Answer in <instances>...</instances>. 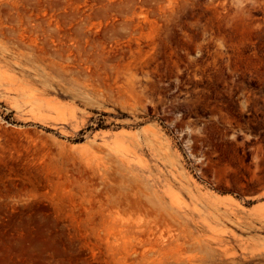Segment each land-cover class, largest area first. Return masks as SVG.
<instances>
[{
	"label": "rangeland",
	"instance_id": "obj_1",
	"mask_svg": "<svg viewBox=\"0 0 264 264\" xmlns=\"http://www.w3.org/2000/svg\"><path fill=\"white\" fill-rule=\"evenodd\" d=\"M0 264H264V0H0Z\"/></svg>",
	"mask_w": 264,
	"mask_h": 264
},
{
	"label": "bare ground",
	"instance_id": "obj_2",
	"mask_svg": "<svg viewBox=\"0 0 264 264\" xmlns=\"http://www.w3.org/2000/svg\"><path fill=\"white\" fill-rule=\"evenodd\" d=\"M83 144V143H82Z\"/></svg>",
	"mask_w": 264,
	"mask_h": 264
}]
</instances>
